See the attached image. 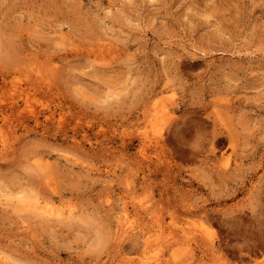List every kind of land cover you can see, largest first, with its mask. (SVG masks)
<instances>
[{
	"label": "rangeland",
	"instance_id": "1",
	"mask_svg": "<svg viewBox=\"0 0 264 264\" xmlns=\"http://www.w3.org/2000/svg\"><path fill=\"white\" fill-rule=\"evenodd\" d=\"M0 149L11 264H264V0H0Z\"/></svg>",
	"mask_w": 264,
	"mask_h": 264
},
{
	"label": "bare ground",
	"instance_id": "2",
	"mask_svg": "<svg viewBox=\"0 0 264 264\" xmlns=\"http://www.w3.org/2000/svg\"><path fill=\"white\" fill-rule=\"evenodd\" d=\"M13 87H14V86H12V88H13ZM7 88H8V87H7ZM12 88L10 87V89H12ZM5 90H6V89H5ZM2 91H4V90H2ZM2 91H1V92H2ZM7 92H8V90H7ZM10 92L13 93L14 91L12 90V91H10ZM2 93H4V92H2ZM5 93H6V92H5ZM5 93H4L3 95H5V98H6L7 93H6V94H5ZM8 93H9V92H8ZM10 95L12 96V94H9V96H10ZM7 96H8V95H7ZM11 96H10V97H11ZM13 96H14V95H13ZM9 100H10V98H9ZM11 101H13V100L11 99ZM11 101H10V103H11ZM25 101H27V100H24L23 103H24ZM12 103H13V102H12ZM14 103H15V101H14ZM27 103H28V101H27ZM10 105H11V104H10ZM12 105L14 106V104H12ZM16 105H17V104H16ZM24 105H25V104H24ZM27 106L29 107V104H28ZM22 108H23V107H22ZM24 108H25V107H24ZM29 109H30V108H29ZM0 150H2V149H0ZM0 154H1V153H0ZM2 191H3V190H2ZM4 192H5L4 194H7L6 191H4ZM8 192H9V191H8ZM0 193H1V190H0ZM1 194H3V192H2ZM1 194H0V195H1ZM4 194H3V195H4ZM11 194H12V193H11ZM3 195H1V197H2ZM9 195H10V192L8 193V196H9ZM10 196H11V195H10ZM6 197H7V195H5V197H3V201H2V202H4V203L7 202V201H4V199H7V198H8V197H7V198H6ZM11 197H12V196H11ZM11 197H9V198L11 199ZM35 197H36V196H35ZM9 198H8V199H9ZM12 198H13V197H12ZM25 198H26V197H25ZM25 198H23V200H24ZM32 198H33V196H32ZM32 198H31V199H32ZM10 199H9V200H10ZM1 200H2V199H0V202H1ZM9 200H8V202H7L6 204H8V203L10 204V203H11L12 206L9 205V204H8V205L11 206V208H12V207H13V203H12V202L14 201V199H13L12 202H10L11 200H10V201H9ZM25 200H26V199H25ZM25 200L23 201L24 203L26 202ZM29 200H30V197H29ZM29 200H28V201H29ZM44 200H46V199H44ZM47 200H48V199H47ZM21 201H22V200H21ZM16 202H17V201H16ZM23 202H22V203H23ZM24 203H23L22 205H24ZM26 203H27V205H28V208H29V206H30L28 203H31V207L33 208V209L31 208V210H35L36 212H38L39 215H40V214H42V215L45 214V215H48V216H51V217H54V218L57 217V218L60 219V220L58 219L59 221H61V218L64 219L65 217H69V218L72 217V219H74V218L77 216V213L75 214V211H73L72 208H68V209H66V210H63V209H62V210H61V209H57V210H55V209H53V207L51 208L52 205H51L50 201H49V203H50V205H49V204H48V201H47V202H46V201H41L40 199L36 200V198H35V200L33 199L32 202L29 201V202H26ZM26 203H25V204H26ZM1 204H2V203H1ZM6 204H5V205H6ZM15 205H17V204H15ZM15 205H14V208H13V209H15ZM0 206H1V205H0ZM6 206H7V205H6ZM3 207H4V206H3ZM16 207H18V209L20 208L19 206H16ZM143 207H144V206H143ZM79 211H81V210H79ZM79 211H77V212H79ZM36 212H35V213H36ZM81 212H82V211H81ZM124 213H125V212H124ZM79 214H80V212H79ZM79 214H78V215H79ZM75 215H76V216H75ZM125 215H126V214H125ZM125 215L123 216V218H124V222H128V221H127L128 217L125 216ZM43 216H44V215H43ZM73 216H75V217H73ZM81 216H82V215H81ZM46 217H47V216H46ZM57 218H56V219H57ZM79 218H80V215H79ZM64 220H65V219H64ZM159 223H160V220H159ZM127 226H128V225H127ZM160 230L162 231L163 229H160ZM145 241L147 242V241H148V238H146ZM146 242H145L146 245H145L144 248H147V247H148V243H146ZM0 259H1V261H2V264H11V263H9V261H7L6 258H3L2 255H0ZM5 259H6V260H5ZM12 264H13V263H12Z\"/></svg>",
	"mask_w": 264,
	"mask_h": 264
}]
</instances>
